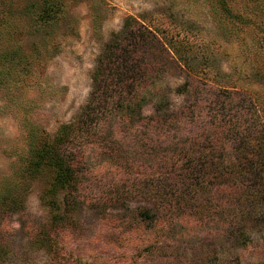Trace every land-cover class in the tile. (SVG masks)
I'll return each mask as SVG.
<instances>
[{
  "label": "rangeland",
  "instance_id": "rangeland-1",
  "mask_svg": "<svg viewBox=\"0 0 264 264\" xmlns=\"http://www.w3.org/2000/svg\"><path fill=\"white\" fill-rule=\"evenodd\" d=\"M57 2L42 21L44 0H0V264H264V208L228 205L217 183L194 192L177 145L195 149L220 109L211 100L231 96L226 113L255 116L243 93L264 92V0ZM127 16L164 46L145 51L153 85L136 103L146 122L117 111L101 120L84 141L76 202L65 208L61 191L52 210L49 174L24 172L30 150L84 107L95 61ZM192 88L193 121L157 120V105L179 108ZM179 195V211L140 217Z\"/></svg>",
  "mask_w": 264,
  "mask_h": 264
},
{
  "label": "trees",
  "instance_id": "trees-1",
  "mask_svg": "<svg viewBox=\"0 0 264 264\" xmlns=\"http://www.w3.org/2000/svg\"><path fill=\"white\" fill-rule=\"evenodd\" d=\"M38 7L37 20L42 21L54 17L59 9L57 0H44ZM145 32V27L136 17L127 16L124 19L120 30L112 33L95 61L90 96L84 107L73 121L59 128L53 140L45 141L30 150V159L24 172L32 177L49 174V187L45 193L54 195L49 203L52 210L61 209V203L55 199L61 191L65 208L76 202L74 192L84 141L99 130L101 120L117 111L128 118L136 116L142 123L146 122L140 108L138 110L140 105L136 103L138 89L153 85L148 83L153 76L148 70L145 51L160 50L164 46L156 34L149 32L148 36ZM219 77L223 78L222 75ZM195 91L193 88L190 90L186 104L179 108L157 105V120L164 118L173 121L183 117L188 123L193 121L195 112L201 109L200 97H197ZM152 95L157 93L152 92ZM243 96L252 98L244 108L245 114L248 111L255 113V116L249 119L244 117L243 120L224 110L225 104L229 106L231 96L222 103L211 100L216 108H220L215 111L219 117L216 118V114L212 116L211 126L201 131V136L193 142L195 149L177 144L188 162L182 168L184 173L181 175L191 180L190 183L193 182L194 192L197 193L205 188L210 189L214 183L223 185L222 193L228 205L233 204L245 213L250 211L256 213L255 216H261L257 211L264 208V92L259 94V91L249 90ZM211 108L215 107L209 105L208 109ZM136 109L138 112L134 113ZM241 125H245L243 133H239ZM196 148L199 152L189 154ZM182 198L179 195L175 202H166L161 208L156 204L157 211L154 213L150 212L152 208L147 207L143 211L146 214L140 212V217L156 218L160 212L171 215L175 210L179 211L182 205L186 206Z\"/></svg>",
  "mask_w": 264,
  "mask_h": 264
}]
</instances>
